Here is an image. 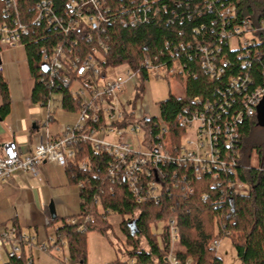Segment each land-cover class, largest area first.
<instances>
[{
  "label": "trees",
  "instance_id": "trees-1",
  "mask_svg": "<svg viewBox=\"0 0 264 264\" xmlns=\"http://www.w3.org/2000/svg\"><path fill=\"white\" fill-rule=\"evenodd\" d=\"M36 1L16 0L20 20L28 26V32L17 45L25 49L33 82L31 100L43 105L50 99H56L55 94L61 93L63 108L67 112H76L79 103L69 96L66 89L50 86L40 79L43 49L52 51L63 42L64 35L54 25L31 23ZM67 1L52 0L55 12L61 13ZM126 1L111 0V3L118 6ZM151 1L159 7L156 17L136 25L109 22L103 33H95L107 47L101 50L103 68L124 64L133 70H140L142 81L137 88L138 94L143 93L144 80L148 78L146 70L139 66L144 55H149L151 59L157 57V61L166 66L172 65L174 59L179 61L186 76L181 73L172 76L183 83L184 95H169L158 103L159 118L169 127L172 146L178 145L185 132L177 120L184 107L199 106L197 100H217L220 96L217 90L226 88L231 75L248 72L250 88L263 82L264 28L256 33V40L248 49H231L221 38L220 31L222 28L227 31L233 24L244 21L251 22L254 27L259 26L264 21V0ZM230 5L235 7V17L223 23L219 12ZM3 8V0H0V23L11 24L12 19ZM77 43L82 51H87L95 46L96 40L90 42L79 36ZM202 46L214 48L213 51L220 47L218 55L228 59V67L220 77H211L201 67ZM0 98V117L4 118L10 111L11 101L7 82L1 75ZM257 115L256 111L255 115L243 119L239 139L232 149H228L235 160L234 171L227 174L219 172L214 179L212 174L217 170L196 177L192 165L162 166V177H158L163 189L158 199L148 198L146 201H139L126 183H117L111 178L110 153L99 151L88 142H81L74 148V156L67 159L63 166L69 183L78 187L79 209L72 215H56L48 220L46 226L57 221L59 225L44 244V250L64 246L67 257L58 259L59 263L83 264L86 260L87 233L91 230L105 231L110 226L108 215L118 214L122 218L119 227L125 237L127 258L110 264H124L128 259L167 264L168 220L175 221L180 237L179 258L182 260L191 257L197 264H224L212 241L228 237L239 264H264V139L250 141L254 129L264 130L263 126H258ZM220 148L224 156V149ZM252 156H255V163L250 162ZM229 181L242 183L246 192L234 191L227 185ZM9 223L15 228L13 237L21 239V251L11 257L7 255L4 264H32L25 249L29 243L24 239L26 233L16 219ZM9 244L5 246L6 250Z\"/></svg>",
  "mask_w": 264,
  "mask_h": 264
},
{
  "label": "built area",
  "instance_id": "built-area-1",
  "mask_svg": "<svg viewBox=\"0 0 264 264\" xmlns=\"http://www.w3.org/2000/svg\"><path fill=\"white\" fill-rule=\"evenodd\" d=\"M3 3V11L12 20L11 24L0 23V45L9 47L19 43V39L28 32V26L20 20L16 0H3ZM154 4L151 0H127L113 6L111 0H68L62 12L56 13L52 0L35 2L31 23L54 25L64 35L63 42L52 51L43 49L40 79L50 86L66 89L69 96L77 100L79 108L76 112H67L62 105L61 93L55 94L56 99L41 105L46 108L45 118L41 137L34 149L21 155L16 141L9 140L2 144L0 180H8L16 170L36 174L43 163L63 167L67 159L74 156V148L81 142H88L95 149L112 155L109 166L111 178L117 183H126L139 201L158 199L163 189L158 177H162V166L192 165L196 177L217 170L212 174L214 179L219 172L227 174L234 171L235 160L228 149L236 145L243 119L255 115L264 97V77L260 85L250 88L248 72L231 75L226 88L217 90L220 95L217 100H197L199 106L184 107L177 120L185 132L178 145L171 146L168 125L149 113L143 93L137 92L142 81L140 70L127 66L125 77H108L107 70L110 67L103 68L100 63L101 50L107 47L95 32L103 33L109 22L118 21L123 25L146 22L159 14V7ZM234 14L235 7L231 5L223 7L219 12L223 23L229 22L235 17ZM263 28L264 21L255 27L251 22L244 21L242 24H233L227 31L222 28L220 34L231 49H248L254 44L256 33ZM79 36L90 42L96 40L95 46L82 51L77 43ZM231 43L234 45L231 46ZM213 49L200 47V65L211 77H220L225 73L229 61L218 55L220 47ZM139 66L146 70L148 78L171 77L180 73L186 76L177 59L172 61V65L166 66L157 61V57L151 59L149 55H144ZM130 87L134 89L133 99H130ZM53 100L58 102L61 112L69 118L65 123L56 124L55 130L50 131L49 126L55 121L54 112L50 109ZM189 131H192V139L186 138ZM140 133L142 137L139 138ZM227 185L236 192H246L245 186L238 181H229ZM166 224L169 240L165 256L167 264H197L191 257L183 260L179 258L180 237L175 221L168 220ZM13 236V226L0 232V251L3 250L9 257L21 251V239ZM24 239L33 241L29 234H25ZM218 240L212 241L213 247L218 246ZM38 247L45 249L44 244ZM2 263L4 261L0 252ZM124 264L150 263L128 259Z\"/></svg>",
  "mask_w": 264,
  "mask_h": 264
},
{
  "label": "rangeland",
  "instance_id": "rangeland-1",
  "mask_svg": "<svg viewBox=\"0 0 264 264\" xmlns=\"http://www.w3.org/2000/svg\"><path fill=\"white\" fill-rule=\"evenodd\" d=\"M234 44L231 43V46ZM14 49H18L15 51ZM24 48L22 45L15 46H2L0 45V64L2 69L0 70V75L2 78L8 83H10V87L12 88L13 93L18 97L22 95L24 92H27L31 89L32 81L30 75L28 74L25 63L19 65L20 63L17 60L20 59V56H24ZM127 70V66L122 64L115 67H110L107 70L108 77H125ZM9 90V87H8ZM130 99L134 98V89L130 87ZM14 95V96H15ZM169 95L174 96H183L184 95V87L183 83L173 76L170 78H165L162 76L158 77H150L146 80L143 88V98L147 103L149 108V113L152 116L160 117V109L159 102L166 99ZM11 100V99H10ZM40 108L46 110L43 106H35V111H40ZM28 110V108H25ZM51 111L54 112L55 121L52 122L50 129H53L56 124H61L67 122L69 116L65 115L61 112V108L59 107L58 102L55 100L51 103ZM32 112V113H35ZM37 112V111H36ZM28 114V113H27ZM15 115L13 114L12 120L9 123V129H13L18 133L22 132L20 130V124L18 120H16ZM28 126H31L30 119L26 120ZM54 123V124H53ZM43 121L40 123L42 127ZM20 126V127H19ZM6 127V125H5ZM7 129V127H6ZM192 131H189L186 135V138L192 139ZM142 137V133L139 134V138ZM185 137V136H184ZM259 139H264V130L257 128L254 129L252 133L251 142L258 141ZM185 138H183L184 142ZM255 156H252L251 163H255ZM60 170V169H59ZM53 175V179L55 178V184L61 187V191H59L58 202L53 201L55 206V212L58 216L64 217L73 214V212H77L79 209V196H78V187L69 184L67 182L65 173L60 172V179L62 180V184H59V177L56 175L55 170L50 171ZM66 187H69L68 189ZM122 218L118 214H109L108 215V223L110 224L109 228L105 231L99 230H91L87 233L86 238V260L83 264H110L114 260L124 261L127 256L125 253L126 247L125 237L123 232H121L119 227V222ZM5 223L7 227L11 226L10 221H1L0 222V231L4 230L2 223ZM59 225V221L55 222L53 225L48 226H39L35 227H22L23 232L28 234H34L37 230L38 245L47 244L46 237H51L53 235L54 228ZM218 246L216 247V251L218 256L222 259L224 264H239L238 259L235 256L234 249L231 246L230 240L228 237H223L218 240ZM26 253L32 259V264H57L58 259H64L67 257V249L66 247H59L53 249L51 251L42 250L40 247L36 245L31 246V250L25 247ZM128 249V248H127ZM1 256L2 260L6 262L7 255L2 250ZM3 264V263H2Z\"/></svg>",
  "mask_w": 264,
  "mask_h": 264
},
{
  "label": "crops",
  "instance_id": "crops-1",
  "mask_svg": "<svg viewBox=\"0 0 264 264\" xmlns=\"http://www.w3.org/2000/svg\"><path fill=\"white\" fill-rule=\"evenodd\" d=\"M14 50L17 51L18 49ZM17 62L20 63L19 65L25 63L28 71L26 53L24 56L21 55ZM8 87L11 104L9 113L4 118L0 117V153L4 142L14 140L18 144L21 155H26L34 149L35 143L41 137L42 127L40 123L45 118V110L40 108V111H35L34 108L38 106V104L31 100L32 86L30 90L24 92L20 97H17L13 93L10 83H8ZM39 106L41 107L40 104ZM25 108H28V110ZM34 111L35 113H32ZM13 114L15 117H19L16 118V120H18L21 126H19V131L22 132L18 134H16L17 132L13 129L8 128ZM27 119L31 121L30 127L26 122ZM51 125L52 124H50V126ZM50 126L49 130L54 131L56 126L53 129H50ZM52 169L55 170L56 175L59 177V184L61 185L62 180L60 179V172L63 171V173H65L64 167L54 163L41 164L36 174L28 171L16 170L8 180H0V222L4 220L11 222L12 219H16L20 227L38 228L39 226H46V222L50 219L48 205L54 200L58 202L59 191H61V187L55 184L56 179H53V175L50 172ZM67 182L69 183L68 179ZM66 188L68 189L69 187ZM74 213L75 212H73V214ZM2 226L5 229L6 224L3 222ZM35 232V235L28 233L31 238H33L32 242L30 241L27 243V248H29V250H31L32 245L38 246V241L40 240L38 238L39 233L37 230ZM48 238L49 237H46L47 240Z\"/></svg>",
  "mask_w": 264,
  "mask_h": 264
},
{
  "label": "water",
  "instance_id": "water-1",
  "mask_svg": "<svg viewBox=\"0 0 264 264\" xmlns=\"http://www.w3.org/2000/svg\"><path fill=\"white\" fill-rule=\"evenodd\" d=\"M257 121H258V126H263L264 127V97L262 98L261 102L258 104L257 108ZM49 209V218L54 219L56 217V212H55V207L53 202H50L48 205Z\"/></svg>",
  "mask_w": 264,
  "mask_h": 264
}]
</instances>
